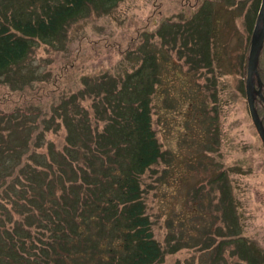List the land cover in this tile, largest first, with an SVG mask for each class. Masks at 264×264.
Masks as SVG:
<instances>
[{
  "label": "rangeland",
  "instance_id": "rangeland-1",
  "mask_svg": "<svg viewBox=\"0 0 264 264\" xmlns=\"http://www.w3.org/2000/svg\"><path fill=\"white\" fill-rule=\"evenodd\" d=\"M252 1L117 0L109 11L83 10L52 38H34L24 59L0 70V98L6 99L0 102V157L18 153L36 166L49 147L77 148L70 154L92 169L84 194L115 195L118 186L104 167L117 153L104 149L103 157L96 152L99 158L88 159L124 127L127 106L111 115L108 88L133 86L137 80L128 75L140 68L136 84L151 87L161 150L139 177L164 250L155 264H264V146L242 91ZM38 2L24 6L25 19L34 17ZM151 58L155 79L141 68ZM118 96L135 100L133 92ZM85 146L88 152L81 151ZM131 160L130 149H122L110 169L115 180ZM222 192L233 224L224 216ZM112 226L110 219L101 225L100 240L112 236Z\"/></svg>",
  "mask_w": 264,
  "mask_h": 264
},
{
  "label": "trees",
  "instance_id": "trees-1",
  "mask_svg": "<svg viewBox=\"0 0 264 264\" xmlns=\"http://www.w3.org/2000/svg\"><path fill=\"white\" fill-rule=\"evenodd\" d=\"M14 1L0 0V70L24 59L34 38H52L83 10L109 11L112 7L109 3L117 0H26L28 3L17 0L19 5ZM37 2L31 16L34 17L25 19L24 6L32 8ZM258 4L259 0H255L252 5L254 18ZM15 5L19 9L18 15ZM248 49L243 65L242 91ZM151 61L152 58L141 63V68L150 70L149 78L155 79ZM257 71L264 96V48L259 55ZM141 73L139 68L128 75V80L135 78L137 81L125 90L116 86L108 88L105 108L109 107L111 115L127 106L123 110L124 127L111 141H103L102 149L95 154L91 152L92 158L88 159L99 158L96 152L103 157L104 149L117 153L109 159L110 167H104L106 175L111 174L112 184L118 186L115 195L106 192L104 196L99 194L92 199L84 194L82 190H88L90 186L85 178L92 175V169L82 159H75L72 152L70 154L69 150L77 148L54 151L49 147L48 157L36 166H31L21 154L2 153L9 158L0 157V204L6 208L1 209L0 216V264H155L162 260L164 250L152 231L139 183L140 175L161 156L151 121V87L136 84ZM120 92L122 96L133 92V103L126 102L130 98L119 99ZM4 100L5 97L0 98V102ZM254 105L264 127V103L257 98ZM123 147L130 149L132 160L125 167L123 177L115 180L110 169L114 168L112 161L116 162L121 156ZM85 150L90 149L86 147L81 151ZM11 155L19 159L14 168ZM222 198L221 203L225 202L223 192ZM225 204L224 216L233 224V213L227 216L230 209L228 203ZM108 219L113 224L112 236L100 240L103 236L101 225ZM226 229L230 230L227 224Z\"/></svg>",
  "mask_w": 264,
  "mask_h": 264
},
{
  "label": "water",
  "instance_id": "water-1",
  "mask_svg": "<svg viewBox=\"0 0 264 264\" xmlns=\"http://www.w3.org/2000/svg\"><path fill=\"white\" fill-rule=\"evenodd\" d=\"M264 46V0H260L256 19L252 28L250 45L247 55L245 98L249 117L264 146V127L255 108V100L259 98L264 103L262 82L259 78L257 65L259 55Z\"/></svg>",
  "mask_w": 264,
  "mask_h": 264
}]
</instances>
